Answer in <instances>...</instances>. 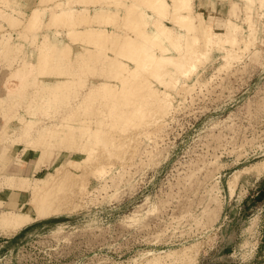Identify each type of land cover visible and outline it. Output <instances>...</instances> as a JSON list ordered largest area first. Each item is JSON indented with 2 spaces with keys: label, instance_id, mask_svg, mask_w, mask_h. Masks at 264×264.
<instances>
[{
  "label": "rangeland",
  "instance_id": "1",
  "mask_svg": "<svg viewBox=\"0 0 264 264\" xmlns=\"http://www.w3.org/2000/svg\"><path fill=\"white\" fill-rule=\"evenodd\" d=\"M18 1L0 0V39L8 33L18 38L20 19L32 6L51 0H31L28 7ZM231 1L192 0V11H201L208 20L237 18L240 33L228 40L220 38L215 44L203 42L201 48L208 56L191 74L187 72L190 75L180 78L181 85H160L150 73L144 81L147 86L143 81L139 82L143 86L137 83L141 88L127 84L130 89L137 87L138 94L133 96L137 101L128 94L126 84L121 86L126 88L123 94L120 87H116L118 93L113 88L112 96L107 90L110 101L120 97L114 108L110 102L113 112L109 119L124 121L106 132L107 138L93 141L85 157L77 150L85 145L78 125L75 137L56 140L50 148L25 145L11 133L0 135V214L26 208L30 197V192L5 190L7 175L35 181L69 161L64 174L68 178L64 176L62 181L67 189L59 187L63 193L57 192L65 194L67 209L65 203L54 216L18 230L6 231L0 226V264H142L155 255L163 264H264V2L253 0L247 9V1L237 0L239 17L238 9L233 13ZM6 7L14 10L12 15L6 13ZM60 27L62 32L66 30ZM33 49L29 41L25 43V51ZM10 50L4 57L0 54V98L9 87L16 89L21 83L14 72L20 57L14 58L13 51L12 62ZM171 70L174 74L177 71L175 66ZM144 85L148 93L152 88L160 93L152 100ZM79 87L83 88L77 86V90ZM161 94H166L169 107L157 104ZM63 98L68 99L65 94ZM125 99L127 103L135 101L133 109L143 106L135 110L133 119L127 118L132 123L125 121L130 107ZM63 100L61 104L67 105ZM42 102L37 105V121L47 122L51 118L47 114L56 113L62 105L53 104L55 109L50 102ZM19 103L2 108L0 101V129L7 125L3 115L14 114L8 121L18 126L16 114H28ZM100 105L99 99L85 101L72 115H80L86 106L87 112L97 114L102 112ZM204 194L214 195L222 203L218 214L209 220L199 216ZM184 250L189 254L184 255ZM169 251L175 259L165 255Z\"/></svg>",
  "mask_w": 264,
  "mask_h": 264
},
{
  "label": "bare ground",
  "instance_id": "2",
  "mask_svg": "<svg viewBox=\"0 0 264 264\" xmlns=\"http://www.w3.org/2000/svg\"><path fill=\"white\" fill-rule=\"evenodd\" d=\"M243 1H247L244 8L250 9L252 7L253 0ZM18 2L21 3V1ZM7 4L10 5L11 3H6L5 6ZM21 4H24V2ZM192 5V0H51L48 4L39 2L37 5L32 6L31 11H28L20 19L22 23L18 38H14L8 33L0 39V54H3L1 56L4 57L10 48H14L12 51L10 50L9 58H11L10 55L13 51L14 58L20 57V63L14 66V72L15 76L21 81L16 89H14V86L9 87L6 96L0 98L2 108L12 107L19 101V106L27 108L28 113L27 115L21 114V112L20 115L16 114L19 122L18 126L9 124L11 122L8 119L14 114L3 115L7 119H5L7 125L0 129V135L11 133L16 139L24 142L25 145L34 146L33 144H35L40 149L50 148V144L56 140H64V137H75V127L78 125V130H82L81 133L85 136V141L83 140L85 145L82 144L84 147L81 145L80 148H77V150L79 149V152H77L82 153L85 157L90 149L89 145L93 141L97 140L98 137H103L112 127L119 125V123L122 124L124 121V119L123 121L109 119L114 106L119 103L116 102V99L119 98L118 100H120L119 94L116 95L118 98L111 97V101L108 98L112 96L111 91H114V87V92L118 93L117 88L126 89L123 88L125 84L126 87L130 83L137 86V83H142V81L145 84L150 73L156 76V78L154 76L153 78L157 79L160 85H177L181 77L187 76V74L190 75L191 70L208 56L209 52L201 48L203 42L215 44L220 38L221 40H228L233 35L236 36L240 33V24L237 23V18L226 19L223 22L211 21L201 11H192ZM14 7L13 5L11 9H14ZM230 7L232 11L234 9L233 13L238 9L237 13L240 17L241 7L238 1H231ZM12 11L7 8L6 13L12 15ZM5 16L7 15L5 14ZM13 16H16V13ZM44 26L49 29H44ZM60 26L65 27L66 30L64 29V32H62ZM220 26H223V28L219 29ZM50 28L55 30L51 31ZM28 41L34 46L33 52L24 50L25 43ZM246 41L249 42L248 39ZM233 44L235 43L233 42ZM249 44H244V48H248ZM9 58L7 59L6 56L7 60ZM14 58L13 61L11 59L10 61L15 62ZM12 62L10 65L13 64ZM49 65L51 66L50 70L47 69ZM173 66L177 70L175 74L171 70ZM53 69L55 71H51ZM189 71L190 74L187 73ZM36 76L37 80L35 81L33 78H36ZM31 80L36 82L33 81L35 85L30 83ZM140 83L139 85L143 84ZM40 84L45 88H42ZM132 84H130V87H132ZM38 85L42 88V91L39 90ZM145 85L147 86V84ZM145 85L144 88L147 89ZM77 86H83V88L80 89L79 87V90H77ZM130 87L128 86L129 89ZM137 87L128 90L131 92V94H128L132 98L136 93L138 94ZM139 87L141 88V86ZM75 89L77 95L72 99ZM107 90L110 91V96ZM150 90L149 93L148 89L146 91L150 96L145 93L150 98L160 93V90L155 88ZM37 91L38 93H36ZM124 91L126 90H123L122 94ZM64 94L68 99L63 98ZM126 94L127 92L124 95ZM34 96L38 97L35 98ZM105 96L107 100H105ZM141 98L143 99V97ZM158 98L157 104L163 102L160 106L169 107L166 94H161ZM62 99L69 105L61 104ZM91 99L101 100L102 112H98L100 114L87 112L88 107L86 106L80 115L77 114L76 117L72 115L76 113L74 109L76 106L81 108L85 101ZM134 99L136 100L138 97ZM152 100L150 101L152 102ZM42 101H45V103L50 102L53 107L55 103L56 106H60L57 103L62 105L59 108L57 107L56 113L47 114L48 118H52L47 122L45 120L37 121L36 109ZM110 102L113 108L109 106ZM114 102L115 105L113 106ZM124 102H126L127 107L130 106L129 110L126 109L129 114L128 112V115L125 114V110V113H123L127 117L121 115L125 118V121L129 117V120L133 119L136 115H134V112L136 113V111L141 110L140 107H143L142 104H139L137 105L139 110L137 108L133 109L134 104H136L135 101L134 104L132 101L127 103L126 99ZM145 103L148 105L149 100H146ZM131 111H133V116L130 115ZM59 115L62 117H59ZM129 120L127 119L126 123ZM132 122L129 121L128 123ZM155 122L157 123L156 120ZM104 137L107 138L106 135ZM104 140L103 142H105ZM24 148L27 152L28 148ZM75 159L71 158L70 160L75 161ZM68 162L58 164L52 173L36 178L35 181H30L27 177H19L16 174L7 175L4 181L5 190L30 192V197L26 201V208L16 212L13 210L3 211L0 214V226L5 228L6 231L18 230V228L30 222L54 216V214L60 212L66 203L65 194L63 196L59 194L67 189L62 181L66 177L64 174L68 169ZM205 173L207 174V171ZM209 175L208 173V176L205 175L204 177H209ZM234 180L235 178L231 181L234 182ZM231 184L233 185V183ZM62 188L66 189L63 190ZM231 190L234 189L231 188ZM57 192L62 193L58 194ZM73 192L75 191L73 190ZM213 196L209 195L207 197L204 194L202 200L200 199L199 216L203 220L215 217L216 213L218 214V211L221 210L222 206L220 205L222 203L215 200ZM67 204H65V207ZM8 233L10 234V232ZM185 250L182 253L187 255L188 252L185 253ZM173 254L174 252L169 251L165 255L173 257ZM160 259L159 256L155 255L142 264H163Z\"/></svg>",
  "mask_w": 264,
  "mask_h": 264
},
{
  "label": "crops",
  "instance_id": "3",
  "mask_svg": "<svg viewBox=\"0 0 264 264\" xmlns=\"http://www.w3.org/2000/svg\"><path fill=\"white\" fill-rule=\"evenodd\" d=\"M19 1H21V3L24 2V4H25L24 7H28L29 5L33 4V3H31V0H19ZM30 165L32 167V164H30Z\"/></svg>",
  "mask_w": 264,
  "mask_h": 264
}]
</instances>
